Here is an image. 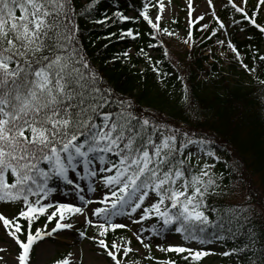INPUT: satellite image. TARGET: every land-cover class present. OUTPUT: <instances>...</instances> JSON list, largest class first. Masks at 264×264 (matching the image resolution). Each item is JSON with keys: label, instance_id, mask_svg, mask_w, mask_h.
Listing matches in <instances>:
<instances>
[{"label": "snow or ice", "instance_id": "6c2138e0", "mask_svg": "<svg viewBox=\"0 0 264 264\" xmlns=\"http://www.w3.org/2000/svg\"><path fill=\"white\" fill-rule=\"evenodd\" d=\"M96 3L92 0L84 14L90 15ZM157 3L160 11L154 18L150 9L157 4L143 0L139 9L134 8V16L117 8L111 16L105 13L94 22L142 20L153 40L171 37L175 34L161 23L165 5ZM206 3L215 26L204 22L207 12L198 17L193 14V0L187 3L189 23L199 21L197 26L210 33L205 39L227 33L242 22L264 36V22L258 21L264 0H256L251 11L248 0H220L225 12L233 13L227 21L213 0ZM79 15L75 0H0V202L22 205L12 218L0 212L3 228L16 246L12 264H33L35 247L73 229L70 221L77 218L96 230L87 239L110 258L109 264H140L129 256L134 252L143 256L132 247L130 237L120 236L122 243H108L109 233L119 229L131 232L149 253L153 239L163 237L167 243L169 234L180 235L183 244L156 247L177 254L184 264H201L204 257L214 254L207 246L229 240L239 245L220 255L235 256L233 264H264V207L256 209L251 196L245 205L222 203L233 189L216 171L222 161L216 138L198 130L207 113L195 102L190 77L184 74L190 61L177 60L179 74L173 75L159 67L162 61H154L140 49L162 84L167 76L181 83L183 123L147 107L138 108L135 97L118 92L93 66L80 40ZM239 31L243 34L245 29ZM141 35L134 28L108 33L133 40ZM186 35L184 44L191 51L193 33ZM216 43L221 46V57L234 59L249 74L264 68V52L259 48L252 53L258 62L253 67L231 38L228 51L225 40L216 39ZM148 47L157 45L149 43ZM164 56L169 57L167 49ZM128 57L127 51L122 54L123 59ZM117 59L121 57H112ZM255 78L264 88V79ZM202 79L211 82L207 70ZM241 163L234 159L228 171L234 176L240 173ZM89 193H99V199ZM41 217L46 218L43 226L33 230ZM77 232L86 236V231ZM5 250L0 247V253ZM70 257L72 253L53 264H70ZM144 258L153 259L150 254ZM0 260H4L2 255ZM158 264H177V260Z\"/></svg>", "mask_w": 264, "mask_h": 264}, {"label": "trees", "instance_id": "16d2710c", "mask_svg": "<svg viewBox=\"0 0 264 264\" xmlns=\"http://www.w3.org/2000/svg\"><path fill=\"white\" fill-rule=\"evenodd\" d=\"M92 0H75V7L80 15L76 20L80 28V40L83 44L93 66L101 71L105 78L116 86L118 92L131 95L136 98L138 108H149L160 113L169 120H180L179 110L181 83L171 76L164 77L166 84L160 82V78L153 72V65L150 64L140 53L144 49L153 60H160L159 67L173 75L176 72L175 62L190 61L184 73L190 77L189 83L195 91L196 103L202 106L207 113V120H202L198 126L201 134H210L216 138L215 147L222 161L217 164L216 171L226 177L225 182L233 189L232 194L222 203L232 205H245L249 203V196L252 197L251 204L256 209L264 207V104L261 102V93L264 92L255 78L256 75L264 79V68H261L255 75L249 74L241 65L233 60H225L215 52L216 39H220L218 33L212 39H205L210 33H202L200 36L193 34L195 48L191 51L174 49L166 46L160 39L153 40L148 35L150 28L142 20L139 22L125 21L116 23H105L101 25L94 21L99 20L105 13L109 16L119 8L124 14L136 15L135 9H139L143 0H97L96 5L91 9L90 15H85L88 4ZM250 11L252 8L249 9ZM226 21L231 18V10L219 12ZM150 15L152 12L150 10ZM239 19V15L235 14ZM121 28H134L141 32V36L135 40L131 38L118 39L109 37L108 33L119 34ZM244 28L243 34L239 31ZM251 37V39H249ZM235 44L239 46L244 54V61L250 66H258V62L252 59L253 50L259 48L264 52V36L258 34L247 22L239 26H231L228 33ZM163 40V39H162ZM149 43L157 47L149 48ZM167 49L169 57L164 56ZM209 49L212 51L209 52ZM129 53L128 59H123L124 52ZM207 53V54H205ZM113 56H120L121 59L112 60ZM143 70V72L141 71ZM207 70L211 82L202 79ZM234 159L241 163V172L233 175L228 171ZM195 163V160H193ZM226 162V163H225ZM22 205L17 206V213ZM41 217L34 222L33 230L45 221ZM21 222L27 228L26 221ZM123 230L110 232L107 241H118L123 236ZM173 235H176L172 233ZM181 244L182 237L178 235ZM159 239H164L159 237ZM221 252L214 251L213 258L209 255L204 257L201 264H233L235 256H222L220 253L238 246L239 241L231 240L223 243H215ZM213 245V244H212ZM209 245L208 248H211ZM176 259L177 264H184L177 254L168 252L163 261ZM161 260H157L156 264Z\"/></svg>", "mask_w": 264, "mask_h": 264}, {"label": "rangeland", "instance_id": "374dc122", "mask_svg": "<svg viewBox=\"0 0 264 264\" xmlns=\"http://www.w3.org/2000/svg\"><path fill=\"white\" fill-rule=\"evenodd\" d=\"M160 3L165 5L164 11L162 12V26L168 28L175 35L169 37L167 35H163L161 38L165 42L166 46L174 49L175 52L181 50V48L186 51L189 50L188 46L184 44V40L187 38V32L192 31V33L199 34L200 36L204 31L199 28L197 25L200 23L196 21V23L190 24V17H188V9L187 3L188 0H159ZM153 4H157L156 8L150 9L152 12V17L154 18L157 12L160 11L159 4L157 0H152ZM213 3L217 5L218 12H221L224 8L220 5V0H213ZM249 9L252 8L256 0H248ZM193 4L195 7L194 15L200 16L207 12V16L204 22L209 23L210 26H215L214 22L211 19V11L209 6L206 3V0H193ZM259 22H264V12H261L258 17ZM193 33V34H194ZM228 33L223 31L219 32L218 35L220 39L225 40L224 50L227 49V40ZM214 48L216 49V53L220 56L221 46L215 43ZM207 54V53H205ZM221 57V56H220ZM195 160V159H194ZM100 191H103L101 188ZM89 196H94L96 199H99V193H89ZM71 199V197H69ZM20 203H5L0 202V212L7 215L9 218H12L17 215V206ZM98 206V205H95ZM95 220V217H92ZM123 219V218H121ZM74 224L73 229L64 230V234L59 237L53 236L51 238L46 239L44 242H41L38 247H35L32 253V261L33 264H53V261L60 259L64 256H67L69 253H72V257H70V264H109V259L105 253L97 247V245L87 239V235H95L96 230L84 224L79 218L70 221ZM44 223V222H43ZM41 224L39 227H42ZM77 229L82 231H86L85 237H80ZM123 230V236L130 237L132 239V247L139 248L140 252L143 253V256L140 253H131L130 259H139L140 264H156L157 260H164V257L168 252L160 251L156 245L162 244L164 247H167L168 244H181V241L178 237V234L168 235L167 243H165L164 239L155 238L152 240V248L151 252L149 250L144 249L141 244L132 236V233L127 229H119ZM146 240L149 237L145 238ZM117 243H122L121 240L116 241ZM0 247H4L6 250L0 255L4 257V260H0V264H4V261H7V264H12L14 259V251L15 245L13 240L7 235L6 230L3 228V222L0 221ZM214 251L221 252L218 248L217 244H213L210 246ZM151 255L153 257L152 260H147L144 257ZM209 258L212 259L213 255H209Z\"/></svg>", "mask_w": 264, "mask_h": 264}]
</instances>
